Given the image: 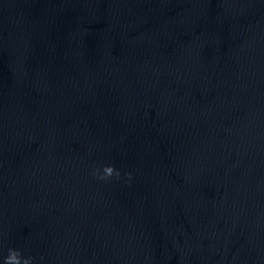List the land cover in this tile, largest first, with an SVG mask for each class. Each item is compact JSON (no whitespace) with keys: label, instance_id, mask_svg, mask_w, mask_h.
<instances>
[{"label":"water","instance_id":"water-1","mask_svg":"<svg viewBox=\"0 0 264 264\" xmlns=\"http://www.w3.org/2000/svg\"><path fill=\"white\" fill-rule=\"evenodd\" d=\"M10 248L264 264V0H0Z\"/></svg>","mask_w":264,"mask_h":264},{"label":"clouds","instance_id":"clouds-1","mask_svg":"<svg viewBox=\"0 0 264 264\" xmlns=\"http://www.w3.org/2000/svg\"><path fill=\"white\" fill-rule=\"evenodd\" d=\"M94 174H98L100 179H108L112 176L119 177V170L112 165H104L102 171L97 169ZM130 175V174H129ZM32 257H23L18 249L10 248L7 256L4 257V264H30Z\"/></svg>","mask_w":264,"mask_h":264}]
</instances>
